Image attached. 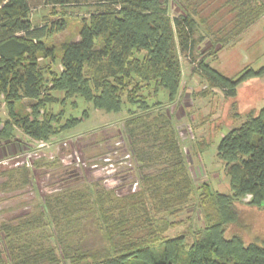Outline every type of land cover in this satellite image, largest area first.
Instances as JSON below:
<instances>
[{"label":"trees","instance_id":"1","mask_svg":"<svg viewBox=\"0 0 264 264\" xmlns=\"http://www.w3.org/2000/svg\"><path fill=\"white\" fill-rule=\"evenodd\" d=\"M41 1L61 17L34 25L28 0H0V106L8 116L0 123L2 146L12 128L43 141L81 120L55 128L63 112L48 109L61 101L54 93L105 113H119L125 102L140 111H128L122 126L137 188L117 194L100 181H82L51 191L41 206L0 222V264H264V243L225 235L242 199L264 207V107L220 138L216 155L230 191L220 194L207 183L196 186L170 115L142 95L164 90L173 103L180 91L178 54L193 60L206 42L216 58L264 16V0H172L173 17L163 0H95L99 9L80 19L78 39L59 45L51 40L68 27L63 7L72 0ZM56 61L59 71L52 70ZM198 68L227 98L240 84L264 77L263 67L232 78L204 60ZM3 174V191L31 180L24 165ZM191 205L201 212L200 228L169 237L175 218Z\"/></svg>","mask_w":264,"mask_h":264},{"label":"rangeland","instance_id":"2","mask_svg":"<svg viewBox=\"0 0 264 264\" xmlns=\"http://www.w3.org/2000/svg\"><path fill=\"white\" fill-rule=\"evenodd\" d=\"M28 1L30 20L34 25L61 17L59 14L51 15L50 6H45L41 0ZM163 1H166L169 15L175 16L172 0ZM63 9L69 25L53 36L51 42L56 45L77 40L80 19L88 18L99 7L95 0H72ZM61 10L56 8V11ZM205 47L206 42L199 45V52L203 53L194 55L193 60L178 54L180 91L173 103L167 102L164 90H160L156 97H149L150 91L147 90L142 95L148 105L158 102L170 115L196 186L207 183L213 192L229 194V177L224 163L216 155L217 144L224 134L245 120L248 112L256 114L264 107V77L240 84L236 88V96L227 98L220 89L208 86L198 68V61L204 60L229 78L235 77L244 68L264 69V16L240 39L221 49L216 58L209 56ZM52 70L59 71L58 61ZM54 95L61 101L48 109L53 113L63 112L62 119L54 124L55 128L69 118L81 120L43 141L32 140L12 128L13 138L9 145L2 146L3 142H0V186L6 180L3 173L8 170L24 165L31 173L26 187L13 191L0 188V222L41 206L44 195L73 183L100 181L117 194L135 191L131 189V184L137 182L138 171L130 159L124 158L122 150L123 147L128 148V142L122 126L129 112L139 113V109L124 102L119 113H105L95 110L79 97L63 100L62 93ZM21 108L26 111V104L23 103ZM7 117V111L1 105L0 123ZM248 200L246 197L236 204L239 213L237 221L227 227L225 235L227 238L238 235L245 244L264 243V207H252L245 203ZM175 221L177 225L167 233L169 237L197 230L203 222L195 205L186 208Z\"/></svg>","mask_w":264,"mask_h":264},{"label":"built area","instance_id":"3","mask_svg":"<svg viewBox=\"0 0 264 264\" xmlns=\"http://www.w3.org/2000/svg\"><path fill=\"white\" fill-rule=\"evenodd\" d=\"M123 154H124V158H126V159H130L131 161H132V158H131V154H130V152L128 151V148H124L123 147ZM133 163V162H132ZM137 188V182H134L133 184H131V189L132 190H135Z\"/></svg>","mask_w":264,"mask_h":264}]
</instances>
